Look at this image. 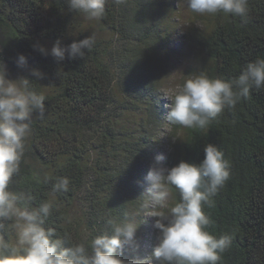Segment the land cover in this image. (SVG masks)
<instances>
[{"label":"trees","instance_id":"trees-1","mask_svg":"<svg viewBox=\"0 0 264 264\" xmlns=\"http://www.w3.org/2000/svg\"><path fill=\"white\" fill-rule=\"evenodd\" d=\"M176 2L107 0L104 17L95 21L70 10L67 0H0V62L7 78H28L46 97L44 115L33 114L10 190L32 195L33 206L55 200L45 227L67 237L65 247L110 232L109 219L137 222L136 242L123 248L121 259H144L158 243L155 218L145 216L149 167L157 156L166 168L199 164L211 143L223 151L231 172L214 205L203 206L212 220L206 230L233 237L218 264H264V88L226 108L208 129L174 125L166 131L168 103L159 82L182 46L169 19ZM248 7L243 24L222 13L197 19L203 28L187 38L199 64L188 75L205 71L229 80L264 58V0H248ZM90 35L95 42L83 59L65 54L58 63L33 48L50 50L57 40L67 46ZM21 54L24 66L17 65ZM31 69L44 78L31 76ZM143 112L146 125L134 120ZM164 139L172 146L167 156L159 148ZM57 177L68 178L67 192L53 193ZM178 200L173 193L169 204ZM3 223L0 236L10 242L11 221Z\"/></svg>","mask_w":264,"mask_h":264},{"label":"clouds","instance_id":"clouds-1","mask_svg":"<svg viewBox=\"0 0 264 264\" xmlns=\"http://www.w3.org/2000/svg\"><path fill=\"white\" fill-rule=\"evenodd\" d=\"M107 0H67L70 10L88 20L100 21L105 15ZM126 0H113L123 4ZM188 9L198 15L238 17L246 20L248 0H185ZM94 36L62 46L57 40L50 50L34 45L41 55L62 62L85 57L94 44ZM27 58L19 55L17 65L24 66ZM31 76L43 79L38 69ZM5 65L0 62V229L4 221H13L15 240L0 236V264H218L222 254L231 246L232 235L216 237L207 231L211 218L203 206L212 207L213 197L230 179V163L217 146L209 143L203 148L204 159L199 163L180 161L176 166H162L157 156L145 177L147 196L145 216L155 218L158 243L144 259H121L125 246L135 243L138 223L131 220L107 221L110 232L102 231L65 247L67 237L61 238L55 229L45 227L52 215L55 200L33 206V196L10 190L12 178L20 171L26 139L30 134L33 114L42 117L45 95L34 90L28 78H7ZM264 88V58L257 57L241 68L238 77L225 80L210 77L201 71L186 75L183 84L166 98L170 104L166 120L169 126L208 129L210 123L226 109L248 99L253 89ZM69 180L57 177L52 191L67 192ZM173 193L178 202L169 204Z\"/></svg>","mask_w":264,"mask_h":264},{"label":"rangeland","instance_id":"rangeland-1","mask_svg":"<svg viewBox=\"0 0 264 264\" xmlns=\"http://www.w3.org/2000/svg\"><path fill=\"white\" fill-rule=\"evenodd\" d=\"M175 8V13L171 14L169 16V19L173 21V28H175L176 30L175 34L177 38L181 39L180 44H182V46H179V48L177 49V52H179V54L170 62L169 67L164 72V74H161V70L158 72L161 74V79L159 82V87L162 91L161 99L168 104L170 103V101L166 97L170 96L173 92L178 90V88L183 84V81L186 78V75H188L191 68L196 67L199 64L196 50L190 47L187 37L192 34L193 30L194 33H196L195 30L199 32L203 28L201 22L199 23L197 21L198 18H202V15L191 12L188 9V5L185 3V0H177ZM8 79L16 80L18 78L15 76H10V78ZM146 116L147 112H143L142 115L135 117L134 120L136 122L138 121L142 125H146ZM164 128L166 131H169V125L167 124V122L165 123ZM153 133H155V130ZM178 135L181 136L182 133H178ZM165 136L168 137L169 134L166 133ZM159 148L163 155L167 156L171 154L172 146L171 144H167L166 139L163 140V143ZM161 164L165 167L164 163L161 162ZM12 223L13 221H11V224ZM9 236L10 242H14L15 234L14 229L11 228V225Z\"/></svg>","mask_w":264,"mask_h":264}]
</instances>
